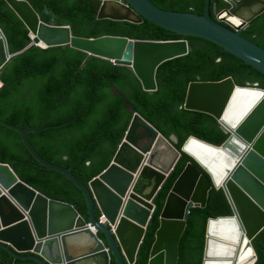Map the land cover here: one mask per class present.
<instances>
[{
	"label": "water",
	"instance_id": "water-1",
	"mask_svg": "<svg viewBox=\"0 0 264 264\" xmlns=\"http://www.w3.org/2000/svg\"><path fill=\"white\" fill-rule=\"evenodd\" d=\"M30 30L31 42L13 52L0 26V81L15 58L35 47L71 46L88 58L130 68L147 92L158 90L159 67L190 52L188 40L130 39L106 35L75 36L69 25L43 22L29 0H4ZM97 19L151 23L183 36L212 41L264 75V49L241 35L264 13V0H224L229 4L213 18L211 0L205 13L165 10L151 0H98ZM87 59L80 68H83ZM5 84L0 94L7 90ZM116 92V88L113 87ZM185 110L213 116L228 133L215 146L194 136L178 150L132 105L129 127L106 168L86 184L73 166L42 157L26 128L0 117V124L21 133L34 157L45 167L66 174L82 191L87 216L74 204L52 198L24 180L14 165L0 161V246L18 258L41 264H133L155 210V197L182 153L191 157L166 194L146 264H177L179 241L192 207H204L212 187L222 188L232 213L209 217L200 264H253L252 240L264 227V89L238 86L231 77L190 83ZM98 209V216L95 213ZM90 243L73 244L75 234ZM102 234V237L100 236ZM72 249L77 254L70 252ZM249 250L245 257L244 252Z\"/></svg>",
	"mask_w": 264,
	"mask_h": 264
},
{
	"label": "trees",
	"instance_id": "trees-1",
	"mask_svg": "<svg viewBox=\"0 0 264 264\" xmlns=\"http://www.w3.org/2000/svg\"><path fill=\"white\" fill-rule=\"evenodd\" d=\"M41 20L51 25H69L75 36L98 38L106 35L130 39L188 40L190 52L163 63L157 74L158 90L144 91L135 73L126 66L91 57L71 46L36 47L13 59L2 73L7 90L0 94V117L20 127L37 126L30 139L42 157L73 166L74 173L87 183L115 156L132 119V105L167 139L174 135V147L194 136L219 146L228 133L211 115L185 110L183 103L190 83L219 81L231 77L238 86L264 89V75L216 43L197 36H183L148 20L97 19L98 0H29ZM159 7L178 12L205 13L206 0H151ZM224 0H211L210 12L229 8ZM0 26L9 38L11 50L18 52L32 40L24 21L4 0H0ZM241 35L264 49V13L251 22ZM87 59L83 68H80ZM116 88V92L113 90ZM0 161L15 166L20 176L48 196L74 204L86 218L82 191L69 177L41 164L25 144L20 132L0 124ZM187 161L181 155L155 197V210L133 264H146L159 215L174 179ZM200 170L202 168L197 165ZM96 215L99 214L95 207ZM223 189L212 187L204 207H192L179 241L177 264H200L206 223L209 217L231 214ZM1 224V221H0ZM257 258L264 264V227L252 240ZM0 264H41L18 258L0 246ZM111 264H116L115 260Z\"/></svg>",
	"mask_w": 264,
	"mask_h": 264
},
{
	"label": "bare ground",
	"instance_id": "bare-ground-1",
	"mask_svg": "<svg viewBox=\"0 0 264 264\" xmlns=\"http://www.w3.org/2000/svg\"><path fill=\"white\" fill-rule=\"evenodd\" d=\"M69 240L73 243L76 244V242H79V241H85L87 240V237L85 235H83V233L79 234V235H74V236H71L69 238ZM249 254V250H246L244 252V256L246 257L247 255Z\"/></svg>",
	"mask_w": 264,
	"mask_h": 264
},
{
	"label": "clouds",
	"instance_id": "clouds-1",
	"mask_svg": "<svg viewBox=\"0 0 264 264\" xmlns=\"http://www.w3.org/2000/svg\"><path fill=\"white\" fill-rule=\"evenodd\" d=\"M36 48V47H35ZM40 48H42V47H40ZM51 48V47H50ZM22 50V49H21ZM9 65V64H8ZM5 70V69H4ZM5 85V82L4 81H0V87L2 88L3 86ZM248 86V85H247ZM253 86H256V85H253ZM40 124V123H39ZM41 128V127H40ZM41 163V162H40ZM42 164V163H41ZM44 166V165H43ZM72 166V165H71ZM108 166V165H107ZM106 166V167H107ZM105 167V168H106ZM96 176V175H95ZM94 177V176H93ZM92 177V178H93ZM70 179V178H69ZM86 184V183H85ZM98 216V215H97ZM75 235H79V234H75ZM74 236V235H73ZM100 236L102 237V234H100ZM70 238V237H69ZM87 240H89V243H90V238L89 237H87ZM84 242H86V241H79V242H76V244H79V243H84ZM73 244L75 245V243L73 242ZM70 252L72 253V254H77V252H74L72 249H70Z\"/></svg>",
	"mask_w": 264,
	"mask_h": 264
},
{
	"label": "crops",
	"instance_id": "crops-1",
	"mask_svg": "<svg viewBox=\"0 0 264 264\" xmlns=\"http://www.w3.org/2000/svg\"><path fill=\"white\" fill-rule=\"evenodd\" d=\"M86 242H84V244H88L89 243V240H85Z\"/></svg>",
	"mask_w": 264,
	"mask_h": 264
}]
</instances>
